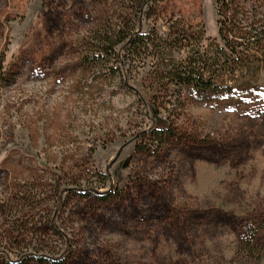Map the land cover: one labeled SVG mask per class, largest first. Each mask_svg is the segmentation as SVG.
<instances>
[{
  "label": "rangeland",
  "instance_id": "1",
  "mask_svg": "<svg viewBox=\"0 0 264 264\" xmlns=\"http://www.w3.org/2000/svg\"><path fill=\"white\" fill-rule=\"evenodd\" d=\"M216 20L215 0H0V264H264V36L215 91L164 78L222 47Z\"/></svg>",
  "mask_w": 264,
  "mask_h": 264
},
{
  "label": "trees",
  "instance_id": "2",
  "mask_svg": "<svg viewBox=\"0 0 264 264\" xmlns=\"http://www.w3.org/2000/svg\"><path fill=\"white\" fill-rule=\"evenodd\" d=\"M245 2L246 0H215L217 37L222 42L221 49L217 48L214 53L209 51L204 54L200 52L194 53L188 59L187 65H179L177 70L167 72L164 78L174 83L194 88L197 91L212 92L220 88L216 81L220 80V84H223L226 81L225 77L230 76L232 78L236 73H242L247 70L245 61L249 59L256 47L259 46L264 36V20L260 19L257 13L260 3L258 0H252L250 7L256 16H252L248 30H245V26H243L245 22H243V19H239V16L243 17L247 13ZM181 39L184 40L185 37L182 36ZM125 40L126 43L124 42ZM104 41L100 45L101 48H98L100 54L106 53L105 50L109 49L108 55L112 54L115 58L120 57L124 45L132 46L133 51L141 48L140 45H148L145 37L132 38V41L130 38H123L115 43L110 41L108 44L106 40ZM119 44L122 46H119L118 50L115 51L114 47ZM231 87L230 84L224 86L227 89Z\"/></svg>",
  "mask_w": 264,
  "mask_h": 264
}]
</instances>
